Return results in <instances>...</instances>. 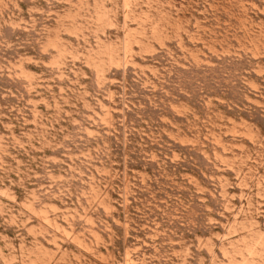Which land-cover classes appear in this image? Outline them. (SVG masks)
Returning <instances> with one entry per match:
<instances>
[{
    "label": "rangeland",
    "instance_id": "obj_1",
    "mask_svg": "<svg viewBox=\"0 0 264 264\" xmlns=\"http://www.w3.org/2000/svg\"><path fill=\"white\" fill-rule=\"evenodd\" d=\"M0 264H264V0H0Z\"/></svg>",
    "mask_w": 264,
    "mask_h": 264
}]
</instances>
